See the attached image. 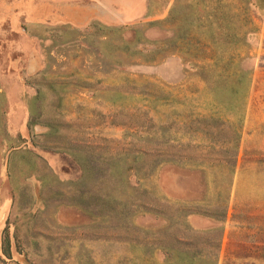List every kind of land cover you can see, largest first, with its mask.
Wrapping results in <instances>:
<instances>
[{
  "label": "rangeland",
  "instance_id": "374dc122",
  "mask_svg": "<svg viewBox=\"0 0 264 264\" xmlns=\"http://www.w3.org/2000/svg\"><path fill=\"white\" fill-rule=\"evenodd\" d=\"M205 10L238 38L213 39ZM251 18L264 0H0V264H163L159 246L264 264V230L224 238L239 130L264 88L216 82L196 57L211 49L197 42L230 47L229 68L250 74ZM141 201L128 219L150 232L145 257L118 222L117 203Z\"/></svg>",
  "mask_w": 264,
  "mask_h": 264
},
{
  "label": "crops",
  "instance_id": "0c3cea01",
  "mask_svg": "<svg viewBox=\"0 0 264 264\" xmlns=\"http://www.w3.org/2000/svg\"><path fill=\"white\" fill-rule=\"evenodd\" d=\"M250 25H256L255 35L258 39L256 65L251 72V89L254 91L257 85L264 88V19L253 21L251 18ZM237 145L236 171L224 222V238L231 242L241 237L243 245L251 246L252 234L264 230V94H249ZM243 167L251 168L254 173H242ZM243 182L248 185H242ZM233 229L237 233L233 234ZM240 229L242 234L238 235Z\"/></svg>",
  "mask_w": 264,
  "mask_h": 264
},
{
  "label": "trees",
  "instance_id": "16d2710c",
  "mask_svg": "<svg viewBox=\"0 0 264 264\" xmlns=\"http://www.w3.org/2000/svg\"><path fill=\"white\" fill-rule=\"evenodd\" d=\"M212 8V7H211ZM210 9V8H209ZM224 12V11H223ZM213 14V15H211ZM218 14L215 11H211L210 14L205 10V15H206V20H207V29L209 30L210 36H214V27H216L217 31H219V36L224 38V41L226 43H228L229 45L233 42L234 38H238L237 36V29L235 30V28L233 27V25L228 24V16L226 14V12L221 13V16H218ZM209 15H211V17H209ZM211 18V19H210ZM214 39V38H213ZM197 44L199 45V48L201 46H207L210 47L211 49H209L210 51L203 52L202 54L205 55V57H199V53L196 55L197 58L201 59V60H207V61H211L212 64H210V66L212 67V76L213 79L217 81L221 80V79H227V78H231L234 81V87L236 88V90L241 89L242 86L244 84H249L250 83V79H249V75L247 72H245L243 69H241L240 67H238L237 65L232 66V69L229 68V65L231 63V61L233 60V56L232 55V50L229 47L227 48H223V49H217L216 46L213 43H209L208 45H205L201 42H197ZM202 54L200 56H202ZM239 138V135H238ZM237 138V140H238ZM103 208L107 209L109 208V206L111 205L110 200L104 199L103 200ZM144 202L141 201V204L139 205V207H135V206H129L127 207L128 203H117V208H120L121 210V217H120V221L119 222V226L120 229H123L122 227H125L126 229L124 230L126 232V230H132L134 232H138V233H142L139 235V237H135L133 239H131L130 237H120L121 241H123V243H127L132 247V251L131 252L134 254H136L137 256H149L151 254V244L149 243V240L151 239L150 236V232L146 231V230H140L137 227H135L133 225V221L129 222V216L131 217V215L133 216V214L137 213L136 215H138V213L143 212L141 210H144ZM131 204V202L129 203ZM106 206V207H105ZM127 209V213H125V210ZM138 210V211H137ZM224 217L225 215L223 214L222 218L220 219V223L222 224V222L224 221ZM125 224L127 226H125ZM128 228V229H127ZM222 228V225L220 227V230ZM136 235V234H135ZM138 235V234H137ZM148 237H150V239H148ZM120 238H118L117 241H120ZM218 248V245H217ZM157 250L161 251V252H165V254H171L169 256H171V258H165L163 259V264H217V258L215 257L212 261H206V260H199V261H195V260H188L183 258V254L182 251H176L174 249H169L166 247H157ZM148 260H152L155 262V260L153 259V257L150 256V258H146ZM145 263V261L141 260V264Z\"/></svg>",
  "mask_w": 264,
  "mask_h": 264
}]
</instances>
